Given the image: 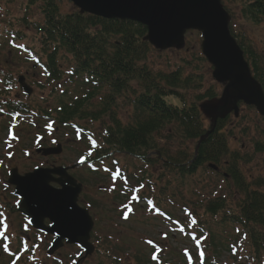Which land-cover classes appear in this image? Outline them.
Listing matches in <instances>:
<instances>
[{
	"label": "rangeland",
	"instance_id": "obj_1",
	"mask_svg": "<svg viewBox=\"0 0 264 264\" xmlns=\"http://www.w3.org/2000/svg\"><path fill=\"white\" fill-rule=\"evenodd\" d=\"M221 1L231 18L229 26L232 27V33L237 40H241L245 48H250L259 56L261 68L264 69V19L256 23L244 15L242 8L250 0ZM0 3H2L0 10V70L10 73L15 82H17V78L21 77L22 84L27 85L31 90L29 97H26L17 88L18 94L13 96L43 111L55 108L52 105L54 94L56 93L58 96L61 92L71 91L72 85L63 83V80H60L63 82L48 81L43 71L34 66L25 54L15 49V45H21L24 42L27 46L36 48L40 53V46L34 41V34L25 29L27 28L26 23L18 20L26 17L28 21L34 20L41 23L42 19L38 10L31 6L27 9L26 0H0ZM57 5L60 7L61 14L77 11L67 0H57ZM10 30L14 34L21 32L27 38L23 42L20 39L13 40L9 33ZM185 42V46L181 50L168 49L159 53V51L149 48L145 62L152 73L161 71L168 73L182 67L184 75H198L202 86L181 91L186 104L194 103L198 106L201 103L196 102L198 96L203 95L208 89L219 96L222 86L214 82L211 77V67L198 55L200 45L198 32H188ZM41 59L44 60V58ZM186 61L190 62L188 66L184 63ZM61 69L64 70V68ZM135 84L132 88L138 89L137 83ZM99 100V98L93 99L89 109L98 107ZM166 101L175 106L179 105L175 98H167ZM117 106L120 121L122 123L129 122L131 110L125 107V101L118 99ZM201 118L206 130L209 121L204 116ZM9 122L7 116L0 114V201L4 202L6 206H13L12 187L6 184L7 172L10 169H17V175L23 176L35 168L68 167L67 173L82 184V191L78 197L79 205L89 211L94 222L91 244L95 251L86 257L80 256V261L77 260L78 252L73 246H64L59 248L53 256H47L49 239L31 234L29 236L30 243H37L33 257L28 258L21 255L15 264H75L76 262L77 264H177L182 259L186 260L188 255L198 258L205 252L207 258L213 260V264H252L251 259L246 258V253L249 250L244 241L237 239L244 232L233 233L237 230L233 231L234 227L229 222L226 221L224 225L219 223L223 218V214L220 212L216 217L205 213L207 202L214 197L222 198L225 201L226 210H231L235 214L239 212V205L244 197L231 180L224 179V182L221 180L222 175L226 172L225 165L221 166L220 178H215L206 169H202L195 176L187 179L186 186L181 185L178 181H173V179L169 181L171 183L168 186L166 183L168 178L156 180L158 176L167 174V171L161 170L157 164L147 167L132 157L118 154L112 156H115L114 158L118 159L120 164L126 166L128 173L131 172L132 176L129 175V181L127 178L124 181L116 180L110 175L112 171L106 168L97 167L87 170L76 165L77 157L86 146L84 140H76L73 129H56L54 126L46 129L43 120L31 121L27 119L22 125L14 128V132L11 133L7 131ZM78 123L79 127L81 126L85 131H90L96 137L100 136L99 122L74 121L73 124L78 125ZM263 128L264 122L258 117L255 110L248 106H241L239 116L236 119L233 116L228 117L222 129L227 137L226 143L229 151L238 153L243 158L238 162L243 179L253 189L257 188L262 193H264V152L254 153L252 146L254 142L262 141L261 131ZM81 135L83 137V134ZM173 142L172 152L182 146L178 140ZM57 143L62 148L58 154L44 156L42 152L36 153L38 148L54 147ZM192 145L190 143L184 147L189 150ZM146 176L151 179L149 180L151 183L146 184L148 179ZM133 177L145 178V180L143 179L144 185L140 187L141 193L138 194L141 199L134 196L130 199L131 189L137 185ZM126 188H130V191ZM137 199L140 201L135 202ZM147 199L154 200L164 211L169 210L168 215L175 217L180 222L185 220L183 207L189 211L193 218L197 217L201 222L203 220L201 226L209 237L203 244L205 249L197 247L186 235L185 231L188 226L182 229L181 226L180 228L177 226V222L176 225L165 223L153 215L145 201ZM7 213L12 235V247L9 251L20 254L22 248L19 246L18 237L24 222L19 212L12 208ZM43 224H46L45 220H43ZM252 226L256 231L264 234V226ZM197 234L203 236L202 232H197ZM223 237L233 239L232 243L235 245L234 240L237 239V245L235 248H229L222 244L223 247L217 251V254L212 253V248L209 245L212 244L213 239L216 243H222ZM148 241H151L153 247L148 246ZM229 249L230 251H228ZM250 252L253 251L250 250ZM10 261L11 256L6 253L4 256L2 252L0 253V264H9Z\"/></svg>",
	"mask_w": 264,
	"mask_h": 264
},
{
	"label": "trees",
	"instance_id": "obj_2",
	"mask_svg": "<svg viewBox=\"0 0 264 264\" xmlns=\"http://www.w3.org/2000/svg\"><path fill=\"white\" fill-rule=\"evenodd\" d=\"M26 1L27 9L36 7L42 22L28 21L26 17L18 20L26 23L25 29L34 34L41 54L23 42L27 38L25 34H14L12 30L9 33L23 42L21 50L37 68L43 70L48 81L66 79L74 85L72 91L61 94L57 99L59 103L52 111L56 115L54 120L61 126L72 121L99 122L101 143L93 151L94 158L123 154L138 159L147 167L157 164L167 174L158 176L156 180L166 177L168 186L171 179L186 186L187 179L202 169H206L211 176H220L221 166L225 165L226 172L221 180H231L244 197L239 212L235 214L226 210L225 201L214 197L207 202L205 213L216 217L220 212L223 218L219 223L224 225L227 221L234 227L233 231L244 232L242 240L249 252L253 251L246 253V258L251 259L252 264H264V234L252 226H264V193L245 182L238 168V162L243 158L227 147V137L222 129L228 117L219 120L216 128L195 149L206 130L198 106L186 104L181 91L202 86L199 76L184 75L182 67L168 73H152L145 62L149 45L144 40L146 29L141 25L116 19L103 20L79 11L61 14L57 0ZM242 9L253 22L264 19V0H250ZM230 32L236 39L231 26ZM236 41L244 51L253 77L264 91V69L259 56L250 48H245L241 40ZM184 63L186 66L190 64L187 61ZM135 83L138 89L132 88ZM16 89L17 82L12 75L0 70V113L50 117L48 112L35 109L13 96L18 94ZM216 97V93L208 89L196 98V102ZM98 98V107L89 109L93 99ZM167 98H175L179 105L169 104ZM118 99L124 100L125 107L131 110L127 123L118 118ZM261 134L262 141L254 142L252 146L254 153L264 152V128ZM174 140L182 146L172 152ZM190 143L193 145L188 150L184 146ZM211 167H216L219 172ZM196 220V225L203 224V220L201 222L197 217ZM222 239V243L213 239L209 245L212 253L217 254L223 245L233 248L238 242V237L234 240L236 245L229 237ZM181 264L185 263L182 261Z\"/></svg>",
	"mask_w": 264,
	"mask_h": 264
},
{
	"label": "water",
	"instance_id": "obj_3",
	"mask_svg": "<svg viewBox=\"0 0 264 264\" xmlns=\"http://www.w3.org/2000/svg\"><path fill=\"white\" fill-rule=\"evenodd\" d=\"M67 1L80 13L144 26L147 32L144 40L160 51L182 48L187 31L201 32V52L213 68V79L224 85L219 100L201 105L203 114L214 125L217 119L224 118L232 111L237 116V104L242 102L246 106H253L264 118V92L251 76L243 51L229 33V17L220 0ZM22 86L29 94V90ZM205 136L200 138L198 144ZM42 152L44 155L58 154L60 147ZM10 183L22 198L23 213L30 218L32 226L56 237L50 253L60 248L63 240L79 246L86 254L94 251L89 243L92 218L77 205L81 187L75 184L64 168L35 169L22 177L13 171ZM51 183L61 188L56 189ZM45 219L50 221L49 227L43 225Z\"/></svg>",
	"mask_w": 264,
	"mask_h": 264
}]
</instances>
